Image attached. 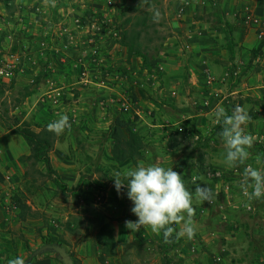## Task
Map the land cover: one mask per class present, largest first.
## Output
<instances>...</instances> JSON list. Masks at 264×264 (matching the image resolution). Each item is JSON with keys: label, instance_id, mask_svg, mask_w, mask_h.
<instances>
[{"label": "rangeland", "instance_id": "1", "mask_svg": "<svg viewBox=\"0 0 264 264\" xmlns=\"http://www.w3.org/2000/svg\"><path fill=\"white\" fill-rule=\"evenodd\" d=\"M220 14L233 26V57ZM133 28L151 73L120 43ZM263 38L264 0H0V63L12 72L0 80V147L21 177L9 200L31 208L13 242L31 254L63 239L80 264H264V197L249 199L241 175L264 170V47L251 53ZM236 105L253 142L229 167L215 111ZM62 114L70 127L49 155L66 193L14 131H40ZM130 132L137 162L172 167L190 192L212 189L210 203L193 201L190 239L177 235L182 222L167 237L126 227L137 217L112 177L137 162L117 164L111 149L115 134Z\"/></svg>", "mask_w": 264, "mask_h": 264}, {"label": "clouds", "instance_id": "2", "mask_svg": "<svg viewBox=\"0 0 264 264\" xmlns=\"http://www.w3.org/2000/svg\"><path fill=\"white\" fill-rule=\"evenodd\" d=\"M158 15V12L154 13L153 19ZM215 118L222 125L219 136L224 144L225 164L229 167L243 164L249 155L247 148L253 142L242 127L248 120L247 111L236 105L231 115H228L220 107L215 111ZM67 127H70L68 116L63 114L47 125L48 130L56 134H60ZM241 175L246 187L252 189L251 193L246 190L244 192L249 199L264 197V170L246 166ZM112 178L118 194L122 187L126 188V198L132 204L130 211L137 217L135 221H126V227L133 230L147 226L154 233L162 230L165 237L172 232L169 225L182 222L177 235H187L190 239L194 234L193 201L198 199L210 203L214 195L211 188L201 187L199 184L195 185L194 192H190L185 187L182 176L172 167L145 164L143 161L117 172ZM8 264H26V261L22 256H16Z\"/></svg>", "mask_w": 264, "mask_h": 264}, {"label": "trees", "instance_id": "3", "mask_svg": "<svg viewBox=\"0 0 264 264\" xmlns=\"http://www.w3.org/2000/svg\"><path fill=\"white\" fill-rule=\"evenodd\" d=\"M219 20L223 25L224 33L226 34L227 39V49L231 57L234 55L235 43L233 40V26L227 21L222 14L219 16ZM140 33L137 28H133L132 30H124L123 37L120 41L121 45L125 47L131 55H135L136 57L142 60V68L146 70L148 73H151L153 70V59L148 56L147 52L142 50V44L140 41ZM263 37V36H262ZM264 47V38L260 40L256 48L252 50V57H256L259 52ZM14 131L20 134L27 145L30 148V154L27 159H29L32 164H40L43 165L46 170V175L50 179H52L53 183L56 187L60 188L62 192L66 193L69 188L62 182L60 176L57 174L56 170L53 168L50 158V152L54 146L56 141L55 133L49 131L47 127L42 128L40 131L32 130L28 125H23V127H17ZM114 143L111 149V154L117 164H122L127 160L136 163L138 159L142 158V148L138 143V137L130 132L128 134V138L124 139L119 136V134H115ZM100 188L105 189L106 186L97 184ZM77 188L79 189V183ZM14 206L18 209V218L21 221H25L27 219L26 215L31 211V208L28 204L22 202L19 198H15ZM163 235V231H160ZM44 244L52 243V244H60L65 246V242L63 239L59 240L57 243L53 241H44ZM34 252V251H33ZM31 253L28 257L24 258L26 264L30 263L36 255ZM69 253V251H68ZM70 257L73 259L74 264H80L78 260L73 258V255L69 253ZM100 259L103 260L102 256Z\"/></svg>", "mask_w": 264, "mask_h": 264}, {"label": "crops", "instance_id": "4", "mask_svg": "<svg viewBox=\"0 0 264 264\" xmlns=\"http://www.w3.org/2000/svg\"><path fill=\"white\" fill-rule=\"evenodd\" d=\"M6 148L3 147V151ZM5 153V152H4ZM4 153L0 156V264H8L10 259L16 256L28 257L31 245L13 242V226L20 223L16 208L8 197L19 186L21 179L18 166L14 160L5 162ZM16 164V165H15ZM35 251L37 248L31 247ZM28 264H62L54 253L43 252L37 254Z\"/></svg>", "mask_w": 264, "mask_h": 264}, {"label": "water", "instance_id": "5", "mask_svg": "<svg viewBox=\"0 0 264 264\" xmlns=\"http://www.w3.org/2000/svg\"><path fill=\"white\" fill-rule=\"evenodd\" d=\"M43 252L54 253L57 260H59L62 264H74L73 259L70 257L67 249L60 244L47 243L42 245L33 253L34 255H37Z\"/></svg>", "mask_w": 264, "mask_h": 264}, {"label": "built area", "instance_id": "6", "mask_svg": "<svg viewBox=\"0 0 264 264\" xmlns=\"http://www.w3.org/2000/svg\"><path fill=\"white\" fill-rule=\"evenodd\" d=\"M181 11H183V9L181 8ZM5 62H1L0 63V80H5V79H7V78H9L10 77V75H11V70H9V68H10V64L6 61V60H4ZM2 149H1V147H0V156L2 155Z\"/></svg>", "mask_w": 264, "mask_h": 264}]
</instances>
